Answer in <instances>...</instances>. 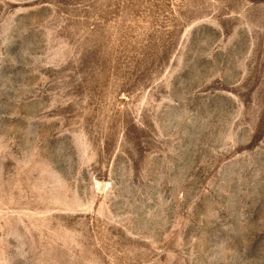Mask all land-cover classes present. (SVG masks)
Wrapping results in <instances>:
<instances>
[{"label": "rangeland", "instance_id": "obj_1", "mask_svg": "<svg viewBox=\"0 0 264 264\" xmlns=\"http://www.w3.org/2000/svg\"><path fill=\"white\" fill-rule=\"evenodd\" d=\"M0 264H264V0H0Z\"/></svg>", "mask_w": 264, "mask_h": 264}]
</instances>
